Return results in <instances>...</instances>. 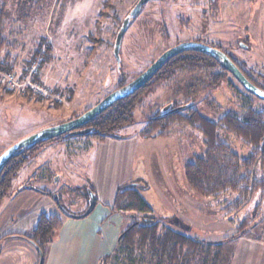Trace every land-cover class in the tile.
<instances>
[{
	"label": "rangeland",
	"instance_id": "obj_1",
	"mask_svg": "<svg viewBox=\"0 0 264 264\" xmlns=\"http://www.w3.org/2000/svg\"><path fill=\"white\" fill-rule=\"evenodd\" d=\"M137 1L8 2V45L0 52V58L9 56L13 63L11 72L23 78V82L9 88L0 81V153L40 129L90 109L134 79L165 50L181 42L203 40L228 54L251 79L263 82L264 0H147L129 20L116 55L117 33ZM44 44L52 50L48 62L41 64ZM37 49H41L42 55L34 57ZM31 66L36 67L37 75L29 72ZM37 81L48 87L49 94L42 96L28 86ZM187 100L214 122L229 111L241 113L248 106L264 109V100L248 93L225 69L206 60L199 66H168L136 96L131 121L114 129L120 137L107 136L102 141L92 136L60 137L25 152L22 165L0 200V229L7 233L16 228L15 220L5 219L8 208L17 197L23 200L32 186L45 190L51 198L59 196L63 205L75 214L81 213L88 204L89 191L85 189L89 187L84 182L93 166L97 146L111 139L116 141L115 145L119 143L115 139L137 138L134 166L141 180L135 181L145 189L146 181L149 182L152 194H156L151 199L159 211L166 194L163 183L154 176L157 169L167 171L175 189L172 194L177 200V211H163V219L156 216L159 220L206 247L220 245L221 256L216 264H229L236 241L228 237L234 233L235 223L244 217L257 215L246 235L261 236L264 240V197L260 192H255L239 211L229 209L231 213L226 217L222 216L224 206L234 200V194L203 198L187 186L184 164L203 155L206 149L197 128L186 123L174 124L164 136H143L147 117L167 104ZM220 137L230 150L247 155L249 149L241 140L232 135ZM108 143L102 150L105 153L118 149ZM255 176H260L258 167ZM258 203L259 209L255 208ZM56 215L63 221L60 211ZM212 258L211 253H200L188 264H202L204 259L206 264H212ZM133 264L154 263L136 260Z\"/></svg>",
	"mask_w": 264,
	"mask_h": 264
},
{
	"label": "trees",
	"instance_id": "obj_2",
	"mask_svg": "<svg viewBox=\"0 0 264 264\" xmlns=\"http://www.w3.org/2000/svg\"><path fill=\"white\" fill-rule=\"evenodd\" d=\"M9 1L0 0V52L8 45L6 18ZM36 1L42 3L46 0ZM42 42L44 43V40ZM40 50L37 49L33 56L42 55ZM42 50H44V57L41 64H45L50 59L52 49L49 45H45ZM205 60L209 64L221 67L207 55L188 51L168 61L153 78L162 74L164 68L168 66L171 69L185 64L199 66ZM234 63L241 69L235 61ZM0 71H13V63L6 54L3 58H0ZM241 71L254 85L264 90V80L262 83H258L242 69ZM151 80L133 95L115 102L107 110L89 121L86 126L90 128V132L82 136L97 137L100 141L107 136L120 137L114 132V129L120 127L126 121H131L136 96L150 84ZM179 106H182V108L171 113L163 114L161 110L147 117L143 136H164L174 124L184 123L197 128L202 133L206 147L204 154L196 156L193 161L184 164V180L190 190L203 198H218L224 194H234L236 196L234 200L227 201L224 206L226 211L222 216L226 217L231 213L232 208L239 211L247 205V200L255 192H260L263 198L264 109L258 110L248 106L241 113L229 111L214 122L201 115L189 100L182 104L170 103L169 109ZM182 110H187V112L182 113ZM79 115L74 116L73 114L67 120ZM220 135H232L241 140L249 149L247 155L240 156L230 150L221 140ZM67 136L70 135L64 134L54 139ZM41 143L43 142L37 144ZM37 144L25 148L19 155L12 158L1 172L0 200L6 195L10 187L11 177L22 165L25 159L24 153L34 149ZM257 167L260 170V176L258 177L255 176ZM144 189L136 181L117 189L110 210L130 219L131 222L127 223L121 230L113 253L104 257L100 264H105L108 259L111 260V264H133L136 260L139 262L146 260L147 263L153 262L154 264H188V261L196 258L200 253H205V255L211 253L213 256L212 264H216L221 256V246L208 245L206 247L196 238L167 226L153 215L152 207L142 193ZM85 190L94 193L90 187ZM45 194L49 195L46 192ZM86 200L88 201V193H86ZM239 204L240 206L236 207ZM260 206L261 203H258L255 208L259 209ZM65 215H68V213H65ZM256 217L257 215L246 216L237 221L235 231L228 239H236L245 234L256 221ZM61 225L60 216L41 213L36 224L29 232L14 233L7 236L20 237L30 242L36 248L38 254L43 255L44 262L49 244L55 238ZM202 264H206L205 259L202 260Z\"/></svg>",
	"mask_w": 264,
	"mask_h": 264
},
{
	"label": "crops",
	"instance_id": "obj_3",
	"mask_svg": "<svg viewBox=\"0 0 264 264\" xmlns=\"http://www.w3.org/2000/svg\"><path fill=\"white\" fill-rule=\"evenodd\" d=\"M112 140L97 146L93 166L85 178V185L91 187L96 196L93 211L84 218L70 217L65 212H76L63 205L59 196L51 198L38 186L30 187L24 193L23 200L17 197L8 208L5 219L15 220L17 226L7 233L0 229V264H38L39 254L30 242L7 235L27 233L34 227L41 213L58 214L59 211L63 214L62 225L49 244L43 264H100L104 257L113 253L117 238L128 220L119 213L111 212V204L118 188L141 179L134 166L139 139H115L119 142L115 145L116 141ZM108 142H112L118 149L106 153L102 151ZM154 176L163 183V191L170 198H162V212L155 206V200L151 199L156 194H152L146 180L148 188L142 192L154 216L163 219V211L170 210L172 214L177 211V200L172 194L175 189L166 170L163 173L157 169ZM9 215H15V218ZM247 231L235 239L236 248L229 264H264L263 238L252 234L247 236ZM105 264H111V260H106Z\"/></svg>",
	"mask_w": 264,
	"mask_h": 264
},
{
	"label": "water",
	"instance_id": "obj_4",
	"mask_svg": "<svg viewBox=\"0 0 264 264\" xmlns=\"http://www.w3.org/2000/svg\"><path fill=\"white\" fill-rule=\"evenodd\" d=\"M146 1L147 0H138L137 3L134 5L133 9L129 12L128 16L123 20L121 28L117 33L114 44V52L116 55L118 54L121 38L126 29V26L129 23V20L139 12L141 5ZM188 51L202 53L212 58L223 69L229 72L248 93L256 96L259 99L264 100V90L254 85L245 76L241 69L234 63V61L221 49L194 41L181 42L165 50L156 58V60H154L144 71H142L134 79L106 95L96 105L81 113L79 116L70 120H66L57 125L40 129L39 131L22 138L10 147L6 148L2 153H0V174L5 168V166L8 164V162L15 156L19 155L25 148H28L39 142L52 140L64 134H69L71 136H82L89 133L90 128L80 127L84 126L93 118L107 110L110 106H112L113 103L133 95L136 91L141 89L147 82H149L168 60H170L176 55ZM169 108L170 104L164 106L162 108L163 114L171 113L173 111L181 109L182 106L172 109ZM88 191L89 195L86 209L80 214L68 213V216L73 218H84L93 211L96 205V196L90 190ZM54 198H56V196H54ZM38 264H43V255L41 253L39 254Z\"/></svg>",
	"mask_w": 264,
	"mask_h": 264
},
{
	"label": "built area",
	"instance_id": "obj_5",
	"mask_svg": "<svg viewBox=\"0 0 264 264\" xmlns=\"http://www.w3.org/2000/svg\"><path fill=\"white\" fill-rule=\"evenodd\" d=\"M29 72H31L32 75H37L36 67H32L31 69H29ZM25 76L27 77V75ZM0 81L3 82L7 87L13 88L15 86H21L23 82V78L21 79L20 77H18L15 72H5V73H0ZM28 86L35 93L41 94L42 96L49 94L48 87H45L43 83L41 84L38 81L29 82Z\"/></svg>",
	"mask_w": 264,
	"mask_h": 264
},
{
	"label": "flooded vegetation",
	"instance_id": "obj_6",
	"mask_svg": "<svg viewBox=\"0 0 264 264\" xmlns=\"http://www.w3.org/2000/svg\"><path fill=\"white\" fill-rule=\"evenodd\" d=\"M190 41H191V40H190ZM192 41H194V42H199V43H203V44H206V45L212 46V45L208 44L207 42H204L203 40H200V39L192 40ZM213 47H215V46H213ZM201 54H202V53H201ZM204 55H205V54H204ZM176 56H177V55H176ZM176 56H174V57H176ZM174 57H173V58H174ZM173 58H171V59H173ZM171 59H170V60H171ZM170 60H168V61H170ZM168 61H167V62H168ZM167 62H166V63H167ZM166 63H165V64H166ZM163 67H164V66H163ZM161 69H162V68H161ZM161 69H160V70H161ZM160 70H159V71H160ZM159 71H158V72H159ZM158 72H157V73H158ZM153 77H154V76H153ZM69 120H70V119H69ZM80 128H88V126H86V124H85L84 126H82V127H80ZM70 136H71V135H70Z\"/></svg>",
	"mask_w": 264,
	"mask_h": 264
}]
</instances>
